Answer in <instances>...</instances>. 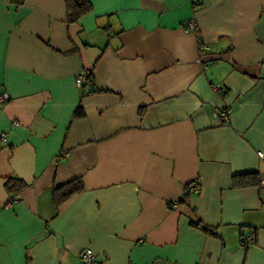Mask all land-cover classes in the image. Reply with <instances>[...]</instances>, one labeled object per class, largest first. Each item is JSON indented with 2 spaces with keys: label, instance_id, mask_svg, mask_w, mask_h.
<instances>
[{
  "label": "crops",
  "instance_id": "obj_1",
  "mask_svg": "<svg viewBox=\"0 0 264 264\" xmlns=\"http://www.w3.org/2000/svg\"><path fill=\"white\" fill-rule=\"evenodd\" d=\"M89 2L0 0V264H264V0Z\"/></svg>",
  "mask_w": 264,
  "mask_h": 264
},
{
  "label": "built area",
  "instance_id": "obj_2",
  "mask_svg": "<svg viewBox=\"0 0 264 264\" xmlns=\"http://www.w3.org/2000/svg\"><path fill=\"white\" fill-rule=\"evenodd\" d=\"M191 4L194 7H199L201 4V0H191ZM196 9V8H195ZM186 25L188 28H190L191 30H193V32L195 33V35H197L199 37L198 34V30L195 24V20L193 18L187 20ZM210 49L209 45L200 41V39H198V52H199V58L198 61H200L201 57H203L206 52ZM75 85L78 88H82L84 85H88L91 86L93 85V79L91 77V74L89 72H82L79 75L76 76L75 78ZM218 90V88L216 89ZM8 99V96L6 94H0V102H4L5 100ZM219 120L222 123H228L229 122V111L228 110H224L222 112L219 113ZM1 136H4V134H2ZM257 155L262 158L263 154L261 152H258ZM259 186L263 185V179L262 177L259 178ZM196 194L199 193V187L198 184H189L186 188H185V194ZM176 204L173 205V207H175ZM255 239L256 236L254 233H248V234H243L240 237L241 243L245 246H251L255 243ZM80 260H81V264H95L96 260H95V255L93 254V251L91 250V248H84L80 254Z\"/></svg>",
  "mask_w": 264,
  "mask_h": 264
},
{
  "label": "trees",
  "instance_id": "obj_3",
  "mask_svg": "<svg viewBox=\"0 0 264 264\" xmlns=\"http://www.w3.org/2000/svg\"><path fill=\"white\" fill-rule=\"evenodd\" d=\"M64 1L66 7L67 23H76L81 17H83L92 10V6L89 0H64ZM192 7L193 9L198 8L194 6ZM83 87L81 89H83ZM89 87L93 88L94 85H91ZM257 183H258L257 181L255 182V180H251V176L249 175H236L232 178L233 187H244L250 184H257ZM82 191H83V185L81 180H74L66 185L54 188L53 190L54 203L56 206H59L61 203L65 202L74 194H78ZM199 226L205 232H211V229H209V227L205 225H199Z\"/></svg>",
  "mask_w": 264,
  "mask_h": 264
}]
</instances>
